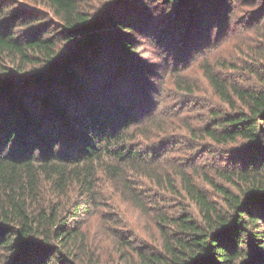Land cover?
Returning a JSON list of instances; mask_svg holds the SVG:
<instances>
[{
    "label": "trees",
    "instance_id": "1",
    "mask_svg": "<svg viewBox=\"0 0 264 264\" xmlns=\"http://www.w3.org/2000/svg\"><path fill=\"white\" fill-rule=\"evenodd\" d=\"M42 1L61 20L62 38L82 49L58 65L56 31L22 38L0 22V54L13 56L19 64L36 63L42 69L32 73L30 83L38 87L32 90L23 79L17 80L21 85L0 78V264H74L72 251L80 244L78 224L84 207L73 205L61 214L57 204L40 202V186L56 195L77 189L92 202L97 177L104 174L121 179L132 203L143 209L127 173L156 182L166 180L170 191L183 193L199 216L194 218L186 209L171 217L156 215L162 252L139 250L140 264H264V70L257 75L258 90L226 84L206 70L214 93L230 110L212 113L211 122L186 129L196 149L209 155L221 153L229 164V168L218 170L217 176L233 186L234 192L202 174L220 195V206L186 171L178 173L177 191L170 176L157 175L146 167L144 153L130 144L153 119L140 126L133 108L130 114V108L115 96L108 104L86 96L88 79L101 66L104 26L109 24L122 35L130 33L133 26L126 20L118 22L116 13L104 23L91 22L78 10L77 0ZM234 1L168 0L182 5L175 10L179 15L171 27L162 32L174 27L194 33L202 28L216 31L219 26L225 30L228 18L224 15L229 17ZM246 1L258 5L252 18L255 23L262 22L264 0ZM13 14L21 18L19 10ZM128 42L124 37L118 41L130 57L133 50ZM44 71L51 72L47 79ZM16 73L22 77L19 69ZM118 90L121 98V87ZM233 99L241 105L239 109ZM74 103L81 107L68 111Z\"/></svg>",
    "mask_w": 264,
    "mask_h": 264
},
{
    "label": "rangeland",
    "instance_id": "2",
    "mask_svg": "<svg viewBox=\"0 0 264 264\" xmlns=\"http://www.w3.org/2000/svg\"><path fill=\"white\" fill-rule=\"evenodd\" d=\"M167 1L77 0L78 10L92 19L91 22L104 23L107 17L116 13L118 22L126 20L134 28L122 35L109 24L104 26L101 66L96 74L90 75L86 96L105 104L115 96L130 108V114H133V108L134 118L138 119L140 126L153 119L130 144L133 149L144 153L146 167L157 175L170 176L177 191L180 189L178 173L186 171L208 198L221 206L220 195L203 180L202 174L234 192L233 186L217 176V171L229 168V164L221 153L209 155L202 148L196 149L186 129L211 122L212 113L230 110L214 93L205 75L206 70H211L226 84L251 90L260 88L257 75L264 70V20L255 23L252 18L257 4L235 0L229 17L227 13L224 15V19L228 18L225 30L219 26L216 31L202 28L194 33L184 27H174L163 33L162 30L171 27L179 15L175 12L181 7V3L176 7ZM0 9V22H4L17 37L56 31V60L67 58L77 49L80 51L74 41L62 38V22L44 1L0 0ZM17 10L21 18L13 17ZM120 37L129 41L132 56L128 57L127 51L120 47ZM17 64L18 60L13 56L1 53L0 78L15 82L23 79L21 82H28L25 86L29 90L38 88L37 83L30 82L34 80V70L42 72L41 66ZM15 68L20 70L22 77L17 76ZM43 73L50 74L49 71ZM233 101L239 109L241 105L236 99ZM78 103L67 110L81 107ZM127 174L143 209L132 203L130 195L122 189L121 179L113 180L104 174L97 177L92 202L77 189L56 195L48 187L40 186V202L43 205L57 204L61 214L73 205L84 207L78 224L80 244L72 251L74 264H140L136 255L139 250L154 254L162 252L163 242L154 222L156 215L171 217L186 209L199 219L194 205L183 193L170 191L169 184L164 183L166 180L156 182L148 176Z\"/></svg>",
    "mask_w": 264,
    "mask_h": 264
},
{
    "label": "water",
    "instance_id": "3",
    "mask_svg": "<svg viewBox=\"0 0 264 264\" xmlns=\"http://www.w3.org/2000/svg\"><path fill=\"white\" fill-rule=\"evenodd\" d=\"M81 48V47H80ZM85 47H83V49H84ZM82 49V48H81ZM80 49V50H81ZM78 50L79 49H77V50H75V52H73L71 55H69L67 58H65V59H62L61 61H59V63H58V65H61L63 62H65V61H68L69 59H71L77 52H78ZM51 75V72H50V74L48 75V76H46V79L49 77Z\"/></svg>",
    "mask_w": 264,
    "mask_h": 264
}]
</instances>
